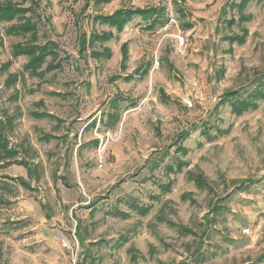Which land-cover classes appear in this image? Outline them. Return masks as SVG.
<instances>
[{"label": "rangeland", "instance_id": "obj_1", "mask_svg": "<svg viewBox=\"0 0 264 264\" xmlns=\"http://www.w3.org/2000/svg\"><path fill=\"white\" fill-rule=\"evenodd\" d=\"M232 1H176L185 17L175 5L176 22L167 17L154 29L136 16L96 43L112 50L96 59L79 55V34L115 30L95 15L165 0H39L40 42H57L61 58L43 79L23 74L26 57L12 55L23 37L7 36L0 24V68L12 62L0 69V132L34 168L29 175L26 166L0 161V262L264 264V99L241 114L220 104L264 76V0L248 4L250 20L229 26L232 15L238 19ZM240 26L245 42L230 43L225 37ZM178 35L186 38L182 50ZM148 64L147 75L134 73ZM15 72L25 78L6 86ZM37 110L53 117L38 118ZM9 118L12 127L2 126ZM189 172L202 173L209 188Z\"/></svg>", "mask_w": 264, "mask_h": 264}, {"label": "trees", "instance_id": "obj_2", "mask_svg": "<svg viewBox=\"0 0 264 264\" xmlns=\"http://www.w3.org/2000/svg\"><path fill=\"white\" fill-rule=\"evenodd\" d=\"M27 1H30V4L27 5ZM39 0H0V24L3 25V29L6 35L8 36H21L23 40L18 41L13 44L12 55L14 57H19L21 55H25L28 57V61L24 65V70L28 71L30 75L43 78L47 73L58 69L61 66V58L59 54V45L57 42L53 40H47L43 43L40 42V34H39V20L41 19V14L39 13L40 4ZM111 0H95L97 3H107ZM252 0H233L230 4V11L237 10L238 19L234 15L227 20V25L233 26L234 24H243L245 21L250 20V14L245 12L248 4ZM178 6V5H176ZM177 12L180 16L185 17V9L183 6L177 7ZM141 17L145 22H148V28L154 29L159 25H163L167 20V14L165 6H150V7H120L113 11L111 14H97L94 16L95 20L100 21L102 24H107L110 27L115 28V32L112 30L107 31H92L89 35L86 32H81L78 36V44H79V55L85 56L89 51L90 55L93 58H110L112 56V50L108 46H104L101 44L100 49L95 48V45L98 41L107 42L114 38L116 34H120L123 32L127 24L133 20L134 17ZM187 27H191V24H187ZM241 27V26H240ZM1 29V28H0ZM241 33H234L230 36H226L225 38L229 40L230 43H244L246 36L248 34V29L245 27H241ZM122 51V67L126 68V61L128 59L129 47L128 43L124 42L121 45ZM50 57V59H49ZM11 61L8 60L1 65V70L8 69L11 65ZM150 64L143 68V66H139L134 70V73H140L141 76H145L149 73ZM120 76H116L115 78H119ZM128 79L131 78L128 75ZM19 79V74L11 73L5 80L6 86H11L15 84ZM160 95L166 96L163 90L160 91ZM264 99V76L258 78L254 86L247 92V94H243L240 90L229 91L225 94L224 98L221 99L220 104L229 103L232 107V110L238 114H241L245 110L251 108H257V102L259 100ZM42 104L43 101L40 100L38 102ZM116 103V102H115ZM115 105V104H114ZM117 106V105H116ZM34 115L38 118L42 117H53V114L48 112H35ZM112 121L117 120V114L112 113L110 115ZM114 119V120H113ZM2 123V122H1ZM7 125L8 127H12V121L9 118L5 124L2 123V126ZM48 138L54 137V135H45ZM178 150H185L183 146L179 143L177 147ZM18 150L15 147H12L8 136L4 133V131L0 132V161H4L6 163L14 162L19 165H23L27 167V173L29 175L33 174L34 168L30 167L26 160L18 158ZM183 165L181 163L178 164V168H181ZM169 169H173V167H169ZM191 179H194L195 183L199 188L206 189L209 188V184L207 183L205 177L202 173H188ZM4 178H9V176H4ZM16 179L23 186L30 188L31 184L25 178L21 176H17ZM245 185H252L256 182V180H242ZM170 189V183L165 185ZM191 196L190 193L182 194L183 198H189ZM149 207H140L139 210L143 215H145L149 211ZM215 210V208H213ZM210 213V212H209ZM210 214H207L205 218H208ZM175 225V223H173ZM78 227L76 226V232L78 233ZM191 232L190 230H187ZM81 243H84L83 238H81ZM201 245V244H200ZM200 245L198 246L200 248ZM130 252L137 251L134 247L129 249ZM136 259V254L131 256V260ZM0 264H5L0 262ZM158 264H165L160 261Z\"/></svg>", "mask_w": 264, "mask_h": 264}, {"label": "built area", "instance_id": "obj_3", "mask_svg": "<svg viewBox=\"0 0 264 264\" xmlns=\"http://www.w3.org/2000/svg\"><path fill=\"white\" fill-rule=\"evenodd\" d=\"M176 1L178 3L181 2V0H165V9H166V14H167V17H168V22L169 23H173V22H176V12H175V5H176ZM178 46H179V49H184L185 45H186V38L185 36H182V35H178ZM160 66V62L158 60L155 61V65H154V68H159ZM196 84V82H195ZM187 104H189V106L192 105V100L189 99L187 100ZM113 139V135L111 134L110 131H107L106 134H105V139L108 140V139ZM104 139H102V142H103ZM248 229H243V232H246ZM63 244L66 245V246H69V243L66 241V240H63Z\"/></svg>", "mask_w": 264, "mask_h": 264}, {"label": "crops", "instance_id": "obj_4", "mask_svg": "<svg viewBox=\"0 0 264 264\" xmlns=\"http://www.w3.org/2000/svg\"><path fill=\"white\" fill-rule=\"evenodd\" d=\"M122 7H128V6H122ZM148 7H150V6H148ZM120 8V7H119ZM118 9V8H117ZM116 10V9H115ZM114 10V11H115ZM113 12V11H112ZM112 12H110L109 14H111ZM110 28H112V29H114L115 30V28H113V27H110ZM113 31V30H112ZM5 33V32H4ZM39 34H40V32H39ZM8 36V35H7ZM19 37V36H18ZM21 37V36H20ZM23 40V39H22ZM19 41H21V40H19ZM18 42V41H17ZM12 48H13V46H12ZM19 57H26V60H25V63L28 61V57L27 56H25V55H21V56H19ZM15 58H17V57H15ZM49 59H50V57H49ZM25 63L23 64V74L25 73V72H28V71H25L24 70V65H25ZM16 73V72H15ZM17 74H19V79L18 80H20V81H22L24 78H25V76H22V74L21 73H17ZM28 74H29V72H28ZM32 76V75H31ZM33 77H35V76H33ZM36 78H38V77H36ZM44 78V77H43ZM43 78H39V79H43ZM18 82V81H17ZM43 101V100H42ZM35 112H42V111H34V112H32V114H34ZM49 113V112H48ZM35 116V115H34ZM4 161H2V163H3ZM13 162V161H12ZM4 163H6V162H4ZM14 163V162H13ZM14 164H16V163H14ZM17 165H19V164H17ZM93 208H91V210H92Z\"/></svg>", "mask_w": 264, "mask_h": 264}]
</instances>
